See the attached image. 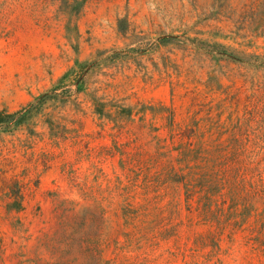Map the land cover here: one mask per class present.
<instances>
[{
	"label": "rangeland",
	"instance_id": "obj_1",
	"mask_svg": "<svg viewBox=\"0 0 264 264\" xmlns=\"http://www.w3.org/2000/svg\"><path fill=\"white\" fill-rule=\"evenodd\" d=\"M262 1L0 0V264H264Z\"/></svg>",
	"mask_w": 264,
	"mask_h": 264
},
{
	"label": "trees",
	"instance_id": "obj_2",
	"mask_svg": "<svg viewBox=\"0 0 264 264\" xmlns=\"http://www.w3.org/2000/svg\"><path fill=\"white\" fill-rule=\"evenodd\" d=\"M262 8L264 9V0L262 1L261 4ZM260 14L264 16V13H252V20L249 23H244L242 21H240L241 26L238 27V29L241 30H247V31H253L256 32L258 34L264 35V17H260ZM257 58H260V55H257ZM34 102L28 104L27 106L22 107L20 110L14 111V112H7V111H2L0 112V130H5V129H9L12 128L14 126H18L19 124H21L25 119H29L31 117V114L34 113L35 108H33ZM172 116L174 117V111H171ZM188 136V135H187ZM184 137H186V134H182V141L184 139ZM188 143V145L193 146L197 143L196 140H189L184 142L183 145H186ZM192 154V156L194 158L197 159L199 150L196 148H191V147H185L184 151H182V154H184V156L186 157V160H182V162H186V164L182 165L184 168H182L181 173L178 174V177L176 178V180L180 181V182H184L189 189L190 195L191 194H195L198 193L197 187L194 185L193 183V179H190L189 174L190 173H186L185 169L186 167H189V163H188V157L190 156V154ZM193 177V176H192ZM191 177V178H192ZM195 177V175H194Z\"/></svg>",
	"mask_w": 264,
	"mask_h": 264
}]
</instances>
